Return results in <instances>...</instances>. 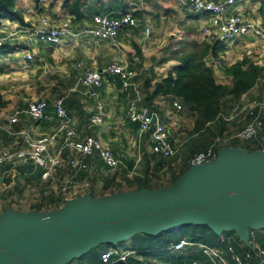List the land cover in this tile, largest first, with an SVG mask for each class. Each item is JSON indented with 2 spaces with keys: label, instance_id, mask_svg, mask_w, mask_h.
Returning a JSON list of instances; mask_svg holds the SVG:
<instances>
[{
  "label": "crops",
  "instance_id": "crops-1",
  "mask_svg": "<svg viewBox=\"0 0 264 264\" xmlns=\"http://www.w3.org/2000/svg\"><path fill=\"white\" fill-rule=\"evenodd\" d=\"M80 1H81L80 11H81L82 18L80 21H78V23L75 22V24L73 25L75 29L80 28L82 26L91 25L90 16L93 13L99 12V13H108L110 15H115L120 10L131 11V13L137 17V24L135 26L125 27V28L120 29L112 40L110 39L96 40L91 35L87 34V35L78 36L75 39L68 38L62 44L56 45V44H46L44 42L36 40L35 36L30 31V28L28 26L26 27V25H21L17 21L9 20L7 18H0V35L5 36L4 43L5 44L12 43V45L14 46V49L9 47L7 49L8 51L0 53V63H1L0 67H3V65H5V62L1 61L5 59V56H3L4 54L9 55L10 53H14L13 55H16V58H18L17 62H23V63L27 62V64L31 62L34 56L36 55L38 56L48 55V57H50L51 62L54 64V66L61 69L62 74L66 76L67 78L66 84L68 85L67 89L72 90L75 84L79 85L80 87H82V94L86 98L90 99V101L92 102L91 105L85 106L82 103V101H85L86 99L85 98L80 99L78 95H72V98L67 97L66 100H63V105L65 109L66 108L68 109V110L66 109L67 112L68 111L74 112L73 109H70L68 106L69 102L72 101L76 103L77 112L81 111V107H82L84 108L83 111L87 113L85 114L86 118L80 123V126H78V124H75V127H80L78 131L81 132L83 131L84 128L87 127L86 122H87L88 116L94 111L95 103L97 100H99L103 102L104 122L99 125L98 124L93 125L91 129L92 131L89 133H98L100 132V125L108 126L111 123H113L114 120H116V122L122 127L121 129L124 134L127 135L129 134L128 131H130L131 132L130 134L135 135L136 128L132 126L134 122L132 123L124 119L125 106L127 104V100L129 96L131 95V91L128 94L116 93L114 87L115 85L119 83V80L116 77H114L111 85H106L103 83L99 88H97V96L93 97L83 92L84 90L83 86H81L77 81L78 75L81 74L84 67L101 68L105 66L110 60L117 59L120 62L124 63L127 68L133 70L134 74H133L132 79L135 81V83L137 84L139 88H141L140 82H139L141 79L147 80L149 82L150 85L147 86L146 88L144 87L145 89L143 88L142 93L144 96L145 91L150 90L151 83L154 80L159 79L161 76H164L166 72L168 71V69H170L171 65L175 63V60L167 59L165 61H158L157 63L152 61L153 59L156 58L155 54L158 52L159 44H157V42L156 44H152V43H155L156 38H154L152 33L150 36L144 35L142 32L143 27L148 26L149 33H150L154 31L153 30L154 27L157 24H159L158 28L160 29V33L163 36L165 35L164 26L171 25L172 28L177 33L176 35V37H178L177 39L192 37L198 40L199 39L202 40L200 33H199V27H201L203 24L207 22V15L201 12L192 11V9H190L189 6H187L184 2H182V0H80ZM36 4L32 0H15V3H14V5L21 11L23 17L26 16V14L23 13V10L25 7H29L33 9V13L31 15H33L34 17H36V15L39 13H44L54 20H57L62 14L66 12L65 6L62 5V0H47L44 3L39 2L37 0ZM258 5H259L258 0H234L232 4L228 5L227 12H236L242 17L251 18L255 21H259L260 23H264V10L259 11ZM168 34H170V32L166 31V35ZM9 40H11V42ZM17 43L21 44V46L23 47L17 46ZM133 43L139 49L140 55L134 54ZM23 52L31 53L32 57L30 59L22 58L21 54ZM218 54L220 55V56L217 55L219 57V62L212 69H213V75L215 77V80L219 82H224V83L228 82V79H227L228 77L221 71L220 66L222 64H228L230 62H233L241 58L244 55L250 58L251 60H253L254 62L262 65L263 67V72L258 77L254 85H252V87H250L247 91L242 93L238 98L235 99L231 95H225L222 98V104H221L222 112L224 113L227 112L231 108L233 103L239 98L241 99H249L252 97L264 98V47H262L256 41L254 37L250 35L249 36H238V38H236L233 42L226 44V45H222V49L218 51ZM208 57H209L208 55L205 56V62ZM77 62H80L81 66L77 67L75 65ZM0 73H3V72H0ZM72 73L73 75H75L74 81L71 76ZM0 83H1V80H0ZM2 93H3V89L0 88V94H1L2 99L6 100L5 104L3 106H0L1 114L8 113L5 111V108H4L7 105L8 96ZM108 96L109 98L112 99L111 100L112 104L108 102L105 103L104 100ZM120 98H122L123 100L122 101L123 104L121 105L123 108L122 115L121 113H118V111L121 108L116 105L117 99H120ZM48 100L47 101L45 100L48 106L52 105L53 98L50 97ZM151 101L152 102L149 105L153 106L157 110L160 118L164 122L168 121V119H166L165 117H170V116L174 117L173 114L169 115V112L170 113L172 112V107L170 105L169 98H167L164 95L158 94L154 96ZM167 108H169V110H167ZM19 109L22 110V108H19ZM175 112H179V111H175ZM180 112L184 113V110ZM189 115L193 119V115L190 112H189ZM45 117H47L48 119L50 118L51 120L50 121L47 120L46 122H43V125L40 128L41 129L40 134H38V136L45 134V133H49L53 130V125L55 123V116L53 115L52 108L45 111L43 118ZM1 120H4V118H2ZM71 120H72V117H71ZM27 121H35V120L31 119V117H29L27 113L21 111L19 113L18 120L13 124H15L14 126L22 125L24 126V128L12 129L11 128L12 124H8L7 128L1 130L0 132L2 143L6 140L4 138L8 139L11 137L12 138L16 137L18 136V134L20 135L19 133L20 130L27 131L28 129V131L31 132L30 130L31 126L29 125V123L26 125ZM53 121L54 123L52 125ZM171 122H174V121L171 120ZM243 122H244V119L232 121L229 125L226 124V130L228 132L233 133L242 126ZM263 123H264V118H263ZM177 127L178 126H176L175 128ZM47 129L48 131H45ZM261 130H262V127L259 129L256 136L251 138L252 140H241L240 138L234 137V138H230L224 145L230 146L233 149L241 150L243 152L261 150L263 148L262 138L264 135V133L262 134ZM179 132L181 131L176 132V134H179ZM168 138L170 140L173 139V137L169 135H168ZM103 140L108 142L106 139H103ZM232 140H236V141L231 142ZM144 142H146V147L144 146L145 148L143 149L151 153L152 151L149 149V145L147 141L141 140L140 144L142 145ZM206 143L207 142L196 145L193 148L194 150L193 152L203 149L207 145ZM140 144L138 146L133 145L132 139L130 140V146L134 147L136 150V155H130V153L125 150V148L121 147L119 150H116L109 143L111 149L114 152H118V153L126 152L127 153L126 157L123 158L124 160L122 159L123 162L118 166L108 167L104 163L101 162L97 153L94 152L93 154L86 156L85 160L87 163V168L84 170L77 171L76 179L79 181L87 182L88 183L87 185L89 186V183L91 182L90 181V177H91L90 168H93L92 176H94V178L97 175H98V178L100 177V173L98 174L97 172V166H102L104 169H108V170L112 169V170L117 171L116 174L120 173L121 177L124 180L127 177H131V175L135 172L134 171L135 164L137 161L140 160V157H141V153H139V150H138ZM10 148H17V147H10ZM155 154L153 155V159L151 160V169H152L151 173L161 172L162 170L165 169V166L156 167L155 165H152L155 159L162 157L159 154H156V155ZM190 156L191 155L189 153L183 154L184 160L181 162V164L177 166V170H181L185 168L182 171L184 172L188 168L189 166L188 159ZM131 159L133 161H132L131 166L128 168L126 164H127V161ZM18 167H20L21 169L17 170ZM65 167L70 169L68 166H65ZM14 172H16L17 177H19L20 175L23 178H27V177L30 178V177L36 176L35 177L36 180L40 181L42 179L40 177V172H41L40 166L33 164V162L31 161H25V162L18 161L15 163L13 167H10L8 169H6L5 167L4 170L1 171L0 181L3 182L2 181L3 174H8V173L11 174ZM182 172H180L178 175H180ZM53 173L54 171H51L47 178L51 179ZM116 174L114 176H111V175L107 177L102 176L103 181L101 185H102L103 190L107 189V185H109V181L111 182L112 179H115ZM117 180H121V179H117ZM6 184H9V183H6ZM170 184L168 183V184H164V185H160V186L152 187V188L165 187ZM88 186L86 188V193H88V195L91 197L92 195L89 194L87 190ZM131 189L132 188H130L129 186L125 188L111 189L106 192L105 191L102 193L100 192V195L96 197L105 196L111 193L112 190H113L112 192H114V191L131 190ZM53 191L59 192V187L56 190L54 189ZM62 203L63 202H61L58 206H60ZM5 208L6 207L1 209L0 213ZM53 208H56V207H52L51 209ZM44 210H47V209H44ZM22 211H29V210L24 209ZM252 230L256 231L255 229H252ZM126 238L129 239V237H126ZM175 238L176 239H174L173 241H176L179 238L188 239V237H186L185 235H180ZM104 243L105 242L100 244V249L106 246ZM234 249L236 248L234 247ZM165 250H168L170 252L146 254V255L142 254L141 256L145 258L146 260H155V257H159L161 255H165V256L171 255V258L169 257L168 259L169 264H183L190 258L204 260V256L201 254L199 248L195 244L184 245L180 249L168 248ZM85 251L86 250H83L77 254L70 256L65 261H63L62 264H81L80 261H82L83 259H81L80 255ZM135 255H133V257ZM97 261H98V254L93 257L90 263H87V264H95ZM115 262H110L108 264H113Z\"/></svg>",
  "mask_w": 264,
  "mask_h": 264
},
{
  "label": "built area",
  "instance_id": "built-area-1",
  "mask_svg": "<svg viewBox=\"0 0 264 264\" xmlns=\"http://www.w3.org/2000/svg\"><path fill=\"white\" fill-rule=\"evenodd\" d=\"M38 1L44 3L47 0ZM233 1L182 0L192 11L207 15V22L200 27L202 40L209 43L219 41L226 45L233 42L238 36L250 35L264 47V23L242 17L236 12H227L228 5L232 4ZM31 9L29 7L24 8L23 13L26 16L23 18L29 22L30 31L36 40L46 44L60 45L68 38L75 39L87 34L96 40H112L120 29L137 24V17L129 10L120 11L115 16L98 12L92 14L91 25L75 29L72 24V17L68 13L62 14L57 20L51 19L44 13H39L35 18H32L30 15L33 13V9ZM142 32L147 36L149 34L148 26H144ZM4 39L5 36L0 35V46L4 43ZM21 56L24 59L32 57L29 52H23ZM218 62V56H209L205 63L214 68ZM75 65L81 66L80 62ZM133 74V70L127 68L124 63L112 59L101 68L84 67L81 74L78 75L77 81L83 86L84 93L95 97L97 96V88L103 83L111 85L113 78L116 77L119 80V83L114 87L116 93L128 94L131 91L125 106V116L136 124V133L133 136L132 144L138 146L141 140H145L152 152L164 158L169 157L176 153L182 141L168 138L165 122L160 118L157 110L142 101L143 93L132 79ZM170 105L175 111L183 110V106L177 98H172ZM45 106L44 98L35 97L27 101L22 110L15 108L9 113H0V132L7 128L8 124L15 123L21 111L27 113L34 120L41 119L44 116ZM52 106L56 118L53 130L37 137L31 136L25 130H20V136L25 143L24 148L5 146L2 143L0 133V165L7 164L6 169H8L18 161H31L40 166L41 178H47L50 172L58 167L68 166L72 171L61 179L59 186V191L62 194L61 201L64 202L69 198L86 193L88 183L76 179L77 171L87 168L86 156L95 152L102 163L108 167H115L123 162L127 153L114 152L109 143L98 135L80 133L76 130L72 126L70 115L64 108L61 96L53 100ZM218 115L225 125L239 119H244V122L233 133L224 129L220 134L214 135L203 149L191 154L188 159L189 166L213 161L217 157L218 148L232 137L242 139L256 136L263 126L264 98H239L227 112H220ZM2 118L4 120H1ZM103 122V102L97 100L94 111L88 116L86 125L89 127ZM57 134L62 136V141L61 145L54 150L52 144ZM62 148H66L68 153L62 155ZM188 244H195L204 256V260L190 258L184 264H227L224 253H227L232 264H264V245L253 237L248 239V246L241 251L234 249L230 244L210 246L186 238L170 241L166 246L171 249H180ZM132 253L134 251L131 249L107 246L99 251L98 261L95 264L123 261L128 254Z\"/></svg>",
  "mask_w": 264,
  "mask_h": 264
},
{
  "label": "water",
  "instance_id": "water-1",
  "mask_svg": "<svg viewBox=\"0 0 264 264\" xmlns=\"http://www.w3.org/2000/svg\"><path fill=\"white\" fill-rule=\"evenodd\" d=\"M263 148L221 145L210 162L188 166L165 187H139L91 198L88 193L47 210L0 213V264H61L100 242L183 223L233 229L248 246L249 229L264 226Z\"/></svg>",
  "mask_w": 264,
  "mask_h": 264
},
{
  "label": "trees",
  "instance_id": "trees-1",
  "mask_svg": "<svg viewBox=\"0 0 264 264\" xmlns=\"http://www.w3.org/2000/svg\"><path fill=\"white\" fill-rule=\"evenodd\" d=\"M258 1V10H264V0ZM14 3L15 0H0V18H7L9 20L17 21L21 25H27L28 22L24 20L21 11L14 5ZM80 3V0H62V5L66 8L65 13L71 15L73 25L75 22L78 23V21L82 18ZM117 13L115 15H117ZM91 17L92 14L90 16V20ZM176 43L177 45L174 48H171L166 56L159 59V61L173 59L175 60V63L171 65L170 69H168L164 76H161L159 79H156L151 83L150 90H146L145 95L142 98V101L146 104H151L152 98L158 94L164 95L170 100L172 98H177L182 104L183 110L189 111L193 115L192 125L185 133V137L183 139L184 141H182L176 153L168 158L159 157L155 159L152 164L156 167L165 166V169L167 168L165 160H171L179 154L189 153L191 155L194 151L193 148L196 145L200 143L203 144L204 142H207L206 144H208L214 135L220 134L224 129H226L224 121L218 115L222 112V98L225 95H231L235 99L238 98L242 93L254 85L258 77L263 72L262 65L254 62L244 55L233 62L222 64L220 66L221 71L228 77V82H219L215 80L212 67L205 63V56L208 55L216 57L218 55V51L222 49L223 43L219 41L209 43L204 40H196L194 38L180 40ZM133 47L135 48V53L140 55L139 49L134 43ZM7 49L8 47L5 43H3L0 46V53L8 51ZM149 85V82L144 80L143 86L146 88ZM5 102L6 100L2 99L0 94V106H3ZM49 109L50 107L46 102L44 113ZM124 119L131 122L126 116ZM132 126L136 128L135 123H133ZM261 132L262 134L264 133V123ZM242 140L252 139L242 138ZM235 141L236 140H232L231 142ZM143 148L145 147L141 146V157L139 165L134 170L135 172L131 175V177H127L125 179L127 185L132 189H137L139 187H155L148 184L149 174L152 170L151 160L153 159V155L155 153L147 152V150ZM132 161V159L127 161L126 165L128 168L131 166ZM168 168L170 169L169 184L172 183L177 175L185 169L183 168L181 170H177V167L171 169L170 166ZM59 202L61 203L62 201L60 200ZM59 202L55 199H51L50 201H46L44 204L50 208V204H52L53 207H57L60 204ZM42 204L43 203L40 202L36 203L32 205V209L41 210L43 206ZM232 230L233 229L230 228L215 232L205 223H183L177 227L161 230L156 233L138 230L128 236L129 249L133 250L134 253L128 254L125 259H127L128 256H133L135 254L146 255L163 253L166 251L164 247L170 241L176 239L175 236L177 234L185 235L192 241L202 242L210 246H224L225 240L221 237V234L228 233ZM254 233H256V231L249 229V239L253 237L252 235H254ZM253 238L260 244L264 245V241L255 236ZM239 241L242 243L241 240ZM100 244L101 243H97L88 247L86 251L80 255L81 259H84L86 264L90 263L95 255H99V251L101 250ZM104 244L106 245L105 247H107L110 243L105 242ZM246 247L247 246L244 244H241L240 248L238 247L236 250L240 251ZM125 259L123 261H125ZM123 261H116L115 263Z\"/></svg>",
  "mask_w": 264,
  "mask_h": 264
},
{
  "label": "rangeland",
  "instance_id": "rangeland-1",
  "mask_svg": "<svg viewBox=\"0 0 264 264\" xmlns=\"http://www.w3.org/2000/svg\"><path fill=\"white\" fill-rule=\"evenodd\" d=\"M32 1H34L35 4L37 3V0H32ZM30 16L32 18H35L33 15H30ZM29 25L30 24L28 22L26 27L27 26L29 27ZM158 25L159 24H157L154 27L153 29L154 31L148 34L150 36L152 33L154 38H156L155 43H152V44H156V42L157 44H159L158 52L155 54L156 58L152 60L155 63H157L161 57L166 56L169 53V50L171 48H174L177 45L176 42L180 40H188L192 38L191 37V38L177 39L178 38L176 37L177 33L172 28L171 25L164 26L165 35L162 36V34L160 33V29L158 28L159 27ZM166 31L170 32V34L166 35ZM199 33H200V27H199ZM9 41L11 42V40ZM6 46L8 48L11 47L14 49V46L12 45V43H6ZM17 46L23 47L19 43H17ZM133 52L134 54H136L135 48L133 49ZM13 54L14 53H10L9 55L4 54L3 56H5V59L1 61L5 62V65H3V67H0V72H3V73H0V80H1L0 88L3 89L2 94H5L6 96H8L7 105L4 107L6 112L9 113L15 108L23 109L25 107V103L35 97H42L47 101L50 97H52L54 100L55 98L61 96L62 100H66L67 97L72 98V95H78L80 99L81 98L86 99L85 101H82V103L85 106H89L92 104L90 99L86 98L82 94V87H80L79 85L75 84L72 90L67 89L68 85L66 84V81H67L66 76L62 74L61 69L54 66V64L51 62V59H49L50 57H48V55H39V56L36 55L34 56L32 61L27 64V62L26 63L17 62L18 58H16V55H13ZM71 76L74 81L75 75H73L72 73ZM139 82L141 86L140 90L143 91L144 80L141 79ZM258 98H261V97H258ZM111 100L112 99L109 98L108 96L104 101L105 103L108 102L112 104ZM122 101H123L122 98H120V99H117V103H116V105L121 108L118 111V113H121V115L123 114V108L121 106L123 104ZM68 106L70 109H73L74 111V112L68 111V113L72 117V126L76 130H78L80 129V127H75V124H78V126H80V123L86 118L85 114L87 113L83 111L84 108L82 107H81V111L77 112L76 103L72 101L69 102ZM49 107L51 109L52 105H49ZM167 110H169V108H167ZM172 114L174 115L175 118L171 116L165 117L166 119H168L167 122L165 121V126L167 128L168 135L173 137L174 139L182 141L185 136L184 134L190 129L192 125L191 123L192 118L189 115V111H185V110L183 113L180 111L175 112L172 109V112L171 113L169 112V115H172ZM47 120L50 121L51 119L50 118L48 119L47 117H45L40 120L27 121L26 125L29 123V125L32 128V129L30 128L31 132H29L27 129L28 133L33 137H37L38 134H40V130H41L40 128L43 125V122H46ZM171 120H173L174 122H171ZM53 123L54 121L52 122V125ZM14 125L15 124L11 125L12 129L24 128V126L22 125H16V126ZM176 126L178 127L175 128ZM121 128L122 127L116 122V120H114V122L108 126L100 125V132L91 133V134H97L101 138L106 139L116 150H119L121 147H123L125 148L127 152L130 153V155H136L135 148L130 146V140L133 139L134 135L130 134L131 133L130 131H128L129 134L127 135L124 134ZM91 129H92V126H89V127L84 128L83 131L81 132L79 131V132L89 133L92 131ZM45 131H48V129ZM178 131H181V132H179V134H176V132ZM4 139H6L3 142L5 146L17 147V148L25 147V143L19 134L16 137H13V138L11 137L8 139L4 138ZM61 141H62V136L60 134H57L55 136V141L52 145V149L55 150L56 148H58L61 145ZM141 146L146 147V142H144L142 145L140 144L138 148L139 153H141ZM66 153H68V150L66 148H62V155ZM183 160H184L183 154L176 155L171 160H168V159L165 160V163L167 164V168L162 170L161 172L151 173L149 176L148 184L150 186H155V187L168 184L169 175H170V169L168 167L170 166L171 169H174L179 164H181ZM138 163L139 161L136 162L135 168L138 166ZM6 165L7 164L0 165V174H1V171L4 170ZM19 169L21 168L18 167L17 170ZM92 171H93V168H90V174H91L90 181L91 182L89 183V186L87 185L88 186L87 190L89 194L92 195L91 197L93 198L100 195V192L102 193L104 191L106 192L111 189L128 187V185L126 184V181L121 177V174L120 173L116 174L117 171L115 170H112V169L108 170V169H104L102 166H97V172L98 174L100 173L99 178H98V175L94 178V176H92L93 175ZM69 173H71L70 169H68L65 166L60 167L54 170V173L51 179L42 178L40 181L35 179L36 176L30 177V178L29 177L23 178L19 174L20 176L17 177L16 172L11 173V174L10 173L3 174V178H2L3 182L0 181V211L4 207H9L11 210H14V211H17V210L22 211L24 209H28L29 211H31L33 210L32 205L39 203V202L43 203L42 210H44L43 208L51 209L53 207L52 204H50L49 206L50 208H48V206L44 203L48 200L50 201L51 199H55L58 202L61 200V196H62L61 192L60 191L55 192L53 190L54 189L56 190L60 186L61 179L67 176ZM115 174H116L115 179H112L111 182L109 181V185H107V189L103 190L102 185H101L103 181L102 176H106V177L110 175L114 176ZM116 178L121 179V180H117ZM6 183H9V184H6ZM253 229L256 230V233H254V235L252 236L253 237L255 236L258 239L264 241L263 240L264 239V226L256 227ZM177 236H180V234H177L175 237ZM221 237L225 240L224 245L230 244L234 246L235 248H238V247L240 248L241 246V243L239 241L240 239L237 233L235 232V230H232L228 233H222ZM111 244L108 246H117L120 249H129L128 247L129 239L126 237L115 240L114 242H111ZM164 249H168V247L165 246ZM166 252H170V251L166 250L164 253ZM141 255L142 254H137L134 257L130 255L127 257V259H125V261L120 262V263L117 262L113 264H169L168 259L169 257L171 258V255H168V256L161 255L159 257H155V260H146ZM224 257L227 261V264H232V262L228 258L227 253H224ZM62 263L63 261L61 262V264ZM80 263L86 264L84 259Z\"/></svg>",
  "mask_w": 264,
  "mask_h": 264
}]
</instances>
